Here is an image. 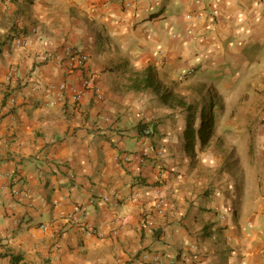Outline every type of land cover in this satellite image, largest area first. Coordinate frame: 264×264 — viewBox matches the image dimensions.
I'll list each match as a JSON object with an SVG mask.
<instances>
[{
    "label": "crops",
    "instance_id": "1",
    "mask_svg": "<svg viewBox=\"0 0 264 264\" xmlns=\"http://www.w3.org/2000/svg\"><path fill=\"white\" fill-rule=\"evenodd\" d=\"M219 84L260 94L201 142ZM0 264H264V0H0Z\"/></svg>",
    "mask_w": 264,
    "mask_h": 264
},
{
    "label": "rangeland",
    "instance_id": "2",
    "mask_svg": "<svg viewBox=\"0 0 264 264\" xmlns=\"http://www.w3.org/2000/svg\"><path fill=\"white\" fill-rule=\"evenodd\" d=\"M233 91L235 93L240 94L239 97H237L239 99L231 97L229 93L228 95H230V97H227L225 95L227 92L231 93ZM247 94H250V96L254 98L256 94H260V92L256 91L253 86H250L248 84H238L233 86V88L229 86H222V84H219L215 88H207L206 86V88H203L199 93L198 101H194L192 103V107L196 115L192 116L193 122L191 123V125L202 127V133L204 134V136L206 135L205 138H210V140L211 138L219 139V137L222 135L220 131V126L223 120L226 119L225 115L228 114V110L233 113H237L238 108L240 110H243L245 101L248 100V97H245V95ZM255 100H253V102ZM200 113L204 115L203 120L201 119L202 116L198 115ZM239 114L241 115V113ZM198 136L200 137L201 134L198 133ZM225 167L226 166L223 165L219 172L224 171Z\"/></svg>",
    "mask_w": 264,
    "mask_h": 264
},
{
    "label": "built area",
    "instance_id": "3",
    "mask_svg": "<svg viewBox=\"0 0 264 264\" xmlns=\"http://www.w3.org/2000/svg\"><path fill=\"white\" fill-rule=\"evenodd\" d=\"M124 6L125 8H129L131 6L130 1H124ZM186 17H190V15H186ZM190 33V32H187ZM23 44V42L17 41L16 45H20ZM63 53L64 56L66 58V61L69 65V68L71 70V72H75V74L78 76L80 85L78 87L74 86L73 84H67V83H60L58 88L60 91H64L67 90L69 91V94L72 98L73 101H78L80 100L86 93V91L92 86V79L91 77L87 74V71L85 69V64L87 62V55L86 53L79 47L76 46H64L63 47ZM44 58L47 59L48 58V54L44 55ZM99 97V95H97ZM141 134L145 137H149L152 134V130L149 126H144L141 130ZM139 161H143L144 158L143 156H137L136 157ZM168 171L166 169H162L159 173V176L161 175H167ZM158 176V178H159ZM107 202L108 198L107 197H100V199L98 200V202ZM163 203V199L161 197H158L156 199V203L155 205L157 207H160L161 204ZM84 227V226H83ZM86 231L90 232V233H95V230L92 226L86 227ZM193 248H195V246H193ZM148 257L145 255V258ZM186 259V258H185ZM151 260L153 263H156L157 257L156 256H152ZM188 260V261H187ZM187 262H189L190 257H187Z\"/></svg>",
    "mask_w": 264,
    "mask_h": 264
},
{
    "label": "trees",
    "instance_id": "4",
    "mask_svg": "<svg viewBox=\"0 0 264 264\" xmlns=\"http://www.w3.org/2000/svg\"><path fill=\"white\" fill-rule=\"evenodd\" d=\"M165 95H166V94H165ZM203 118H204V115L201 117V119L203 120ZM142 127H143V126H142ZM202 129H203V128H202ZM202 129L200 128V130H202ZM141 130H142V128H141ZM189 130H190V131L187 132V137H188V138L192 136V134H193V128H190ZM200 134H201V136H202V134H203L202 131L200 132ZM201 136H200V137H201ZM202 137H203V136H202ZM202 137H201V142H202V140L204 139V138H202Z\"/></svg>",
    "mask_w": 264,
    "mask_h": 264
},
{
    "label": "clouds",
    "instance_id": "5",
    "mask_svg": "<svg viewBox=\"0 0 264 264\" xmlns=\"http://www.w3.org/2000/svg\"><path fill=\"white\" fill-rule=\"evenodd\" d=\"M143 127H144V126H143ZM143 127H142V128H143Z\"/></svg>",
    "mask_w": 264,
    "mask_h": 264
}]
</instances>
